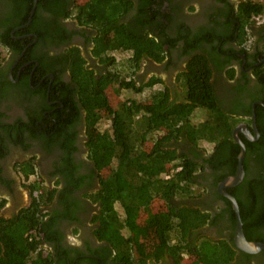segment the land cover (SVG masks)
Wrapping results in <instances>:
<instances>
[{
    "label": "flooded vegetation",
    "instance_id": "1",
    "mask_svg": "<svg viewBox=\"0 0 264 264\" xmlns=\"http://www.w3.org/2000/svg\"><path fill=\"white\" fill-rule=\"evenodd\" d=\"M244 1L247 0H163L160 8L153 6L154 12L158 8L160 13L146 30L160 40L170 38L176 45L174 48L167 43L164 45L166 51L162 60L143 57L145 62H141L134 78L137 85L142 86L150 82L153 75H164L172 99L183 100L185 96L177 87L187 63L197 52L208 56L217 97L227 113L238 119L235 128L241 125V140L253 146L248 170L255 179L264 178V145L260 143L263 139L260 130L264 129V83L261 81L264 77V16L254 15L252 23L242 26L238 10ZM130 2L131 7L119 21L142 32L145 30L140 24L143 0ZM85 4V0H0V141L5 145L0 153V176L10 179L11 167L16 165L24 184L38 176L44 179L47 189L54 191V180H60L47 210L61 213L67 219L52 225L65 233L68 227L65 225L75 224L80 236L78 241H73L66 234L61 238L54 233L53 239L52 232L57 229L43 231L39 251L45 249V255L51 256L49 264H127L114 262L110 246L94 234L93 217L99 208L90 196L99 189L100 182L87 147L90 127L84 91L104 94L108 90L103 88L106 79L123 73L117 70L118 60L110 52H98L96 41L100 32L80 22L79 12ZM186 31L188 36L183 35ZM202 32L206 37L216 35V38L209 41L205 37L204 40L199 37ZM214 44H218L216 50ZM206 151L204 156H207ZM29 161L36 164L37 175L26 179L19 166ZM74 167L72 178L77 182L69 185L73 182L68 180L69 170ZM206 178L208 182L197 205L214 216L220 213V217L217 222L197 229L192 239L198 242L199 237L204 236L234 241L236 226L230 223L228 213L221 214L228 198L219 192L220 182L214 185L215 170L206 166ZM14 180L8 186L0 179V197L7 200L5 206L11 203L4 206L0 217L11 218L31 204L26 206L25 200L17 194L19 190ZM239 185L232 188L237 191ZM28 188L31 192L29 184ZM241 197L247 199L246 194ZM72 215L77 220L70 219ZM259 229L264 237V222ZM134 256L136 264H143L137 252ZM244 259L239 253L233 264H264V251ZM146 264L179 262L165 253L161 258H146Z\"/></svg>",
    "mask_w": 264,
    "mask_h": 264
},
{
    "label": "trees",
    "instance_id": "2",
    "mask_svg": "<svg viewBox=\"0 0 264 264\" xmlns=\"http://www.w3.org/2000/svg\"><path fill=\"white\" fill-rule=\"evenodd\" d=\"M162 1L143 0L140 24L145 30L142 32L119 21L131 7L130 0H85L79 12L81 23L92 25L100 32L96 41L98 52L108 51L115 60H118L116 54H121L125 60V68L120 70L123 74L106 79L103 86L108 89L106 93L84 91L90 127L87 147L100 172V188L90 196L99 208L93 217L94 234L110 246L114 262L136 264L137 252L143 264L146 258H161L165 253L179 264H233L239 253L242 259L251 257L240 251L233 239L213 240L204 236L198 242L192 239L197 229L217 222L220 217V213L214 216L197 205L208 182L206 166L215 170L216 187L236 173L241 151L233 137L238 119L227 113L217 97L209 57L196 53L190 58L181 74L186 88L183 100L172 99L169 87L156 85L162 82L159 78L153 77L142 86L134 78L143 57L162 60L164 45H176L170 38L157 40L146 30L160 13L158 8L154 12L153 6L160 8ZM254 15L264 16V2L247 0L240 4L238 18L242 26L252 23ZM203 33L199 37L205 40ZM183 35L188 36V32ZM206 38L212 41L216 35ZM217 45L214 44L215 50ZM188 50L189 45L185 52ZM230 74L233 76L232 71ZM261 81L264 83V77ZM106 121L108 124L104 126ZM260 131L263 136L260 143L264 145V129ZM244 142L246 175L237 191L235 188L228 191L238 200L246 238L263 242L259 228L264 222V178L251 177L248 158L253 146L247 140ZM3 147L0 141V153ZM106 154L111 155V161L110 170L104 175L100 165ZM19 168L26 179L37 175V166L32 161ZM75 169L69 170L68 180H73L69 185L77 182L72 178ZM29 186L31 204L11 218L0 217V264H49L51 256L39 248L41 233L48 226L43 208L55 190L47 189L38 176ZM244 194L246 200L241 197ZM160 199L167 205L156 214L152 224L140 221L143 209ZM225 201L227 207L221 214L228 213L235 227L236 213L231 201ZM5 205L6 199L0 197V212ZM154 233L158 234L160 247L147 249L145 238L149 236L152 242Z\"/></svg>",
    "mask_w": 264,
    "mask_h": 264
},
{
    "label": "water",
    "instance_id": "3",
    "mask_svg": "<svg viewBox=\"0 0 264 264\" xmlns=\"http://www.w3.org/2000/svg\"><path fill=\"white\" fill-rule=\"evenodd\" d=\"M240 131L241 125L237 126L233 131V137L235 141L241 146V151L238 156V166L236 173L234 175L226 177L223 181H221L218 189L222 195H224L231 201L233 209L236 213L237 225L234 236V242L236 247L246 253L254 254L260 251H264V242L250 241L246 238L239 203L236 197L228 192L229 188L239 185L243 181L245 176L244 159L246 156V146L239 136Z\"/></svg>",
    "mask_w": 264,
    "mask_h": 264
},
{
    "label": "rangeland",
    "instance_id": "4",
    "mask_svg": "<svg viewBox=\"0 0 264 264\" xmlns=\"http://www.w3.org/2000/svg\"><path fill=\"white\" fill-rule=\"evenodd\" d=\"M116 55L118 56V62H117V67L116 68H117V70L118 69L119 70H123L125 68V64H124L125 60H124L123 56L121 57V54H116ZM180 82H181V84H179L177 88H180L182 94L184 95V92L186 91L185 84H184V78H180ZM198 112H201V113H203V115H205V111H203L201 109H199ZM107 124L108 123L106 121L104 123V126H107ZM110 157H111L110 154L104 155V158H103L104 162L100 165L101 166V170H102L101 172L104 175H106L109 172V170H110V161H111ZM17 172H19L18 169H17ZM12 176L15 177V178L17 177L20 180L19 183L21 184L22 189H24L23 192H22L23 198H25L27 200V202L29 203L30 200H31L30 191H29V188H28V184L29 183L24 184L23 178L20 176V174H16V171H14L12 173ZM39 180H40V182L43 185L45 184L44 183L45 181H44V179H42V177H40ZM9 204H10V202L7 205H9ZM166 205L167 204H166V202L164 200L160 199V200L154 201L150 206H148V207L143 209L140 221H142L144 223L145 222H148V223L150 222V225H151L153 220L155 219L156 214L159 213L162 209H164L166 207ZM147 212H149V213L147 214ZM152 229H154V228L153 227L150 228V230H152ZM148 239H149V236L145 238V241L147 243L146 244L147 249L148 248H152L153 250L159 249L160 244H159L158 234L154 233V235H152V237H151L152 242H149ZM42 251L45 252V249H42Z\"/></svg>",
    "mask_w": 264,
    "mask_h": 264
},
{
    "label": "crops",
    "instance_id": "5",
    "mask_svg": "<svg viewBox=\"0 0 264 264\" xmlns=\"http://www.w3.org/2000/svg\"><path fill=\"white\" fill-rule=\"evenodd\" d=\"M156 39L157 40H160V38H158V37H156ZM162 39V38H161ZM169 45V44H168ZM171 48H174L175 46H170ZM169 48V47H168ZM165 49V48H164ZM172 50V49H171ZM165 51H166V49H165ZM197 53H200V52H197ZM127 55H128V53H126ZM201 54H204V53H201ZM142 61H144V59H142ZM145 62V61H144ZM143 64V63H142ZM188 64V63H187ZM144 70V67L142 68V71ZM178 76V75H177ZM177 76H175L174 78H177ZM153 77H156V78H159V79H161V85H165V86H170L169 84H168V81L166 82L165 81V76L164 75H159V74H156V75H153ZM178 84H181V82L179 81V83ZM17 166L15 165H13L12 167H11V170H10V173H11V175H12V173L14 172V171H16V174H18V172H17ZM98 173H100L99 171H98ZM8 178V176H6V177H2V176H0V179H2L3 180V184H7L8 186H11V184L13 183V180L15 181V185H17L16 187H17V190H19V193H17V194H19V196H21L22 198H23V194H22V192H23V190L24 189H22V187H21V184L19 183L20 182V180L16 177H13V176H11V178L10 179H7ZM54 181H56V182H54V185L55 186H53V188L55 187V192H57L58 190H57V187H59V184H60V180L59 179H55ZM99 182H100V178H99ZM57 185V186H56ZM51 186V187H52ZM100 188V187H99ZM55 194V193H54ZM24 200H25V203H26V206H28L29 205V203L31 202V200H30V202L28 203L27 202V200L25 199V198H23ZM53 199L54 198H52L51 200H48L47 202H46V204L44 205V208H43V211H44V213H46V215H45V217H44V220H45V222H47L48 223V226H47V228H46V231L47 230H49V229H52V228H54L56 231H53L52 233H53V235H54V233H57L58 234V236L59 237H61L62 238V236H64L65 234H66V236H67V238L68 239H71V240H73V241H78L79 240V236H80V234H79V227L77 226V225H65V226H68V227H66V229H65V233L64 232H62L60 229H58L56 226H54V225H52V223H54L55 225H57V221H60L61 220V223L62 222H64V219H67L66 217H64V215H62L61 213H59V214H54V213H50L49 212V210H47V206H49L51 203H52V201H53ZM7 201V200H6ZM11 204V203H10ZM9 204V205H10ZM96 204V203H95ZM9 205H7V207L9 206ZM96 206H97V208H98V205L96 204ZM6 207V206H5ZM76 216H74V215H72L71 217H70V219H72V220H77V217L75 218ZM53 230V229H52ZM50 234V233H49ZM41 252H43L44 254H45V252L44 251H42V249H41Z\"/></svg>",
    "mask_w": 264,
    "mask_h": 264
}]
</instances>
